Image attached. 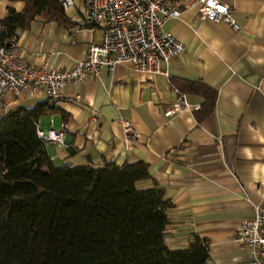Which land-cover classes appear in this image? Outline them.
Masks as SVG:
<instances>
[{
    "label": "crops",
    "instance_id": "0c3cea01",
    "mask_svg": "<svg viewBox=\"0 0 264 264\" xmlns=\"http://www.w3.org/2000/svg\"><path fill=\"white\" fill-rule=\"evenodd\" d=\"M221 1L230 7L238 31L181 7L180 18L165 28L185 51L161 64L165 73H139L124 63L67 85L64 98L46 107L38 124L48 130L66 123L65 145L47 144L58 166L147 163L153 181L140 186L152 188L155 182L174 205L166 227L169 248L185 250L198 236L209 242L208 264H237L251 255L234 241V232L252 216L253 205L264 207V0ZM75 2L65 10L67 25L37 17L19 32L17 58L50 70H70L82 62L89 47L101 43L102 32L81 26L83 2ZM24 6L0 0V19L9 7L22 12ZM171 79L212 87L214 112L198 120L201 101L188 97L198 109L167 115L177 98ZM6 102L8 111L34 108L46 98L27 88ZM124 123L133 128L130 136Z\"/></svg>",
    "mask_w": 264,
    "mask_h": 264
},
{
    "label": "trees",
    "instance_id": "16d2710c",
    "mask_svg": "<svg viewBox=\"0 0 264 264\" xmlns=\"http://www.w3.org/2000/svg\"><path fill=\"white\" fill-rule=\"evenodd\" d=\"M23 2L0 19V47L37 17L67 25L57 0ZM201 101L198 120L215 110L217 92L203 81L171 79ZM47 103L14 107L0 117V264H208L209 242L193 236L185 250L166 242L173 203L145 162L55 166L37 133Z\"/></svg>",
    "mask_w": 264,
    "mask_h": 264
},
{
    "label": "built area",
    "instance_id": "2783aa9c",
    "mask_svg": "<svg viewBox=\"0 0 264 264\" xmlns=\"http://www.w3.org/2000/svg\"><path fill=\"white\" fill-rule=\"evenodd\" d=\"M64 10L75 6V0H57ZM81 26L102 32V41L91 45L85 59L70 70H50L29 65L17 58V38H9L0 47V112L7 111L6 98L19 99L29 88L33 95L44 93L49 106L64 98L67 85L83 82L114 72L120 64H129L139 73L161 74L162 63H168L185 51V45L165 28L170 20L179 19L182 8L197 11L199 17L223 23L234 31L239 26L231 9L221 0H82ZM6 29L0 25V34ZM167 110L171 116L186 109H198L187 95L178 92ZM76 101L79 97L75 98ZM53 125V120H51ZM66 123L59 129L43 130L38 124L39 138L57 147L65 145ZM124 133H134L124 123ZM234 241L248 249L251 258L237 264H264V207L253 205L252 216L244 219L234 232Z\"/></svg>",
    "mask_w": 264,
    "mask_h": 264
},
{
    "label": "rangeland",
    "instance_id": "374dc122",
    "mask_svg": "<svg viewBox=\"0 0 264 264\" xmlns=\"http://www.w3.org/2000/svg\"><path fill=\"white\" fill-rule=\"evenodd\" d=\"M69 12H70V11H69ZM43 117H44V116H43ZM55 165H56V166H58V165H59V163H58V162H55Z\"/></svg>",
    "mask_w": 264,
    "mask_h": 264
}]
</instances>
